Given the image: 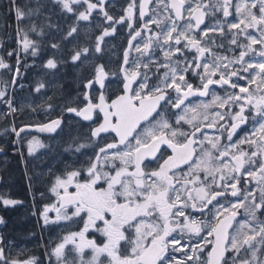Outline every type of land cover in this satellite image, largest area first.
<instances>
[{
	"label": "snow or ice",
	"instance_id": "6c2138e0",
	"mask_svg": "<svg viewBox=\"0 0 264 264\" xmlns=\"http://www.w3.org/2000/svg\"><path fill=\"white\" fill-rule=\"evenodd\" d=\"M51 2L74 18L61 39L75 38L80 22H90L94 12L107 22L91 44L71 49L70 60L90 64L91 76L83 99L64 111L95 125L91 138L114 133L110 142L97 144L86 168L67 166L49 189L56 200L40 211L43 224L78 227L53 247L57 264H105L101 257L106 264H264V0H127L118 17L106 9V0ZM43 7L39 0L35 8L9 0L18 42L32 56L38 45L28 32L43 35V26L32 20ZM207 18L216 23L207 24ZM117 26L129 29V39L113 72L95 61ZM48 27L61 31L58 25ZM209 33L221 40L230 35L228 44L235 47L227 50L233 55L214 52L213 46L225 45ZM133 51L138 56L130 60ZM186 53H192L191 60ZM14 54L19 63L18 53H7ZM60 62L66 61L49 58L44 67L56 69ZM0 69L12 71L3 57ZM15 73L19 76L18 67ZM110 77L119 82L115 88ZM216 85L233 91L225 88L226 95H218ZM44 87L40 82L35 91ZM6 96V88L0 89V101L15 113ZM62 122L61 116L35 127L53 133ZM30 127L11 131L20 137ZM37 146L43 145L35 137L28 141L29 155ZM0 203L21 201L0 195ZM90 232L103 239H90ZM69 250L75 253L71 260ZM10 253V242L0 236V264H37L35 257Z\"/></svg>",
	"mask_w": 264,
	"mask_h": 264
},
{
	"label": "flooded vegetation",
	"instance_id": "af4514ba",
	"mask_svg": "<svg viewBox=\"0 0 264 264\" xmlns=\"http://www.w3.org/2000/svg\"><path fill=\"white\" fill-rule=\"evenodd\" d=\"M17 2L33 8L37 6V0H17ZM39 3L44 4L45 7L41 9V14L33 16L32 20L38 26H43L44 32L43 35L28 32L29 37L38 45V54L32 56L30 51L25 53L18 42L19 37L16 35L17 22L14 12L8 13L7 11L9 0H0V57H3L12 68V71L0 69L1 89L6 88L7 96L5 100L10 99L17 109L15 113L10 114L7 103L0 101V148L3 149V151H0V195L21 201L15 206L8 207L0 203V217L6 223L12 219L24 220L25 222L17 228V231H20L18 236L21 240L16 246L11 247L10 255L17 256L20 253V258L35 257L37 264H57L56 258L51 255L53 247L63 235L68 231L78 230V227L67 224V222H61L60 226H45L43 224L40 211L45 204L54 203L56 200L49 189L55 177L62 175L67 166L86 168L89 158L94 157L95 153L98 152L97 144L103 146L106 141L110 142L111 137L114 136L113 133L105 139L91 138L90 128L95 127V125H90V122L83 121L75 114L64 111L69 104L76 106L83 99L84 83L91 76V65L81 64L80 62L73 63L70 60V52L74 45L91 44L95 36L100 33L101 27H107V22L104 21L102 15H97L94 12L90 22H80L79 33L75 34V38L61 39L67 32L68 27L73 24V16L61 12L59 6L53 5L51 0H39ZM126 3L127 0H106V9L111 15L118 17L122 14V9L126 6ZM47 17H50V19H47ZM24 23L26 26L29 25L27 20ZM206 23L212 25L216 23V20L207 18ZM49 24L58 25L61 31L58 32L55 27H48ZM117 29L113 36L105 38L104 55L95 61V63L105 64L106 69L113 72L119 69L122 62V53L127 47V40L129 39V29L120 26H117ZM25 30H28L27 27H25ZM37 31H39V27ZM209 35L216 40V44L223 43L225 45L224 48L213 46L214 52L229 57L233 55L232 52L227 50L230 47H235L228 44L230 35L223 40L218 34L209 33ZM88 36L92 37V40L87 39ZM145 36H147V33H145ZM240 39L243 40V37ZM52 43H58L60 45L59 49H53L51 47ZM13 50L19 55V63H17L16 54L13 56L7 55L9 51ZM154 52L158 53L155 58L162 61L163 56L162 53H159V49L154 48ZM186 55L191 60L192 53H186ZM137 56L138 54L133 51L130 60ZM49 58L66 62L58 63L56 69H47L44 65ZM89 59L91 60L92 57L90 56ZM207 59L211 62L212 57L207 56ZM17 67L20 69L19 76H16L15 73ZM179 67H183V63ZM153 71H155V68H153ZM163 71L165 69H160V73H163ZM13 79L16 81L15 84L11 83ZM109 79L112 80V87L115 88L119 82L113 77ZM188 79L193 84L199 83L198 79L191 73H189ZM40 82H43L45 87L38 93L35 88ZM241 83L243 84L245 81H241ZM225 88H221L219 85L214 86V90L221 96L226 95ZM232 91V89L227 88L228 93ZM190 99H193V102H199V99H210V97ZM48 105L52 106L51 109L48 108ZM61 116L63 122L61 128L57 129L56 132L42 133L35 130V125L47 123L51 119ZM25 125H31L32 127L22 132L20 137H16L12 133V127L19 130ZM244 127L242 126V128ZM247 128L250 129L251 124L247 125ZM208 132L213 134L214 130L209 129ZM101 135L102 137L105 136V134ZM243 135H245V132L240 131L239 136ZM33 137L39 140L43 146H37L34 153L29 155L28 141L32 140ZM237 138L234 137V139ZM80 144H84L85 147L76 152L75 149ZM150 167H155V165H150ZM193 214L200 218L197 213ZM49 215L54 217L55 213ZM65 224H67L66 227H64ZM22 231H27L28 234ZM89 238L96 239L97 242L103 239L98 233L94 232L89 233ZM43 239L46 241L44 242ZM29 240H34V244L37 245L40 243L42 247H34L29 244ZM70 248L71 246H69ZM6 254H8L7 249ZM74 257V252L67 251L69 260ZM90 257L91 251L85 250V258ZM39 258L42 260H39ZM101 259L105 260L106 264V258L101 257Z\"/></svg>",
	"mask_w": 264,
	"mask_h": 264
},
{
	"label": "trees",
	"instance_id": "16d2710c",
	"mask_svg": "<svg viewBox=\"0 0 264 264\" xmlns=\"http://www.w3.org/2000/svg\"><path fill=\"white\" fill-rule=\"evenodd\" d=\"M12 222V223H11ZM14 222V223H13ZM17 222V223H15ZM23 223H25L23 220H19V219H14V220H8V224H7V229L3 230V237L5 239V241H8V239L13 240L14 242H17L16 240H20V236H18V231L16 228H18L19 226H22ZM18 226V227H17ZM9 227V228H8ZM13 227V228H12ZM9 230V231H8ZM11 232V234H10ZM15 233V234H14ZM25 233V232H23ZM14 236L12 238L11 236ZM8 236V237H7ZM11 237V238H10Z\"/></svg>",
	"mask_w": 264,
	"mask_h": 264
},
{
	"label": "bare ground",
	"instance_id": "6f19581e",
	"mask_svg": "<svg viewBox=\"0 0 264 264\" xmlns=\"http://www.w3.org/2000/svg\"><path fill=\"white\" fill-rule=\"evenodd\" d=\"M5 2H6V1H5ZM2 4H3V3H2ZM2 4H1V5H2ZM8 13H9V12H8ZM2 15H3V14H2ZM2 18H3V17H2ZM8 39H9V38H8ZM7 48H8V46H7ZM8 49H9V48H8ZM3 50H4V49H3ZM2 213H3V212H2ZM5 216H6V215H5ZM9 217H10V216H9ZM10 218H11V217H10ZM5 220H6V218H5ZM12 220H14V219H12ZM23 221H24V220H23ZM11 223H12V222H11ZM13 223H14V222H13ZM15 223H17V222H15ZM29 224H30V223H29ZM17 227H18V226H17ZM20 227H21V226H20ZM8 228H9V227H8ZM12 228H13V227H12ZM24 228H25V226H24ZM29 228H30V227H29ZM16 229H17V228H16ZM17 230H18V229H17ZM27 230H28V229H27ZM8 231H9V230H8ZM19 232H20V231H19ZM19 232H18V233H19ZM22 232H23V231H22ZM25 233H27V231H26ZM10 234H11V232H10ZM14 234H15V233H14ZM27 234H28V233H27ZM31 234H32V233H31ZM22 235H23V234H22ZM38 235H39V234H38ZM10 236H11V235H10ZM29 236H30V235H29ZM35 236H36V235H35ZM42 236H43V235H42ZM7 237H8V236H7ZM11 237L13 238L14 236H11ZM11 237H10V238H11ZM33 237H34V236H33ZM22 238H23V237H22ZM14 239H15V237H14ZM28 239H29V238H28ZM20 240H21V239H20ZM23 240H24V238H23ZM35 240H36V239H35ZM39 241H40V240H39ZM43 241H44V239H43ZM45 241H46V240H45ZM45 241H44V242H45ZM41 243H42V242H41ZM19 244H20V243H19ZM19 246H21V245H19ZM19 246H18V247H19ZM24 247H25V246H24ZM14 249H15V248H14ZM13 251H14V250H13ZM15 251H16V250H15ZM41 251H42V250H41ZM35 252H36V251H35ZM36 253H37V252H36ZM36 253H35V254H36ZM19 254H20V253H19ZM38 254H39V253H38ZM41 254H43V253H41ZM36 255H37V254H36ZM38 256H39V255H38ZM42 256H43V255H42ZM40 258H41V257H40ZM40 258H39V260H42V259H40ZM37 260H38V259H37ZM37 263H38V262H37Z\"/></svg>",
	"mask_w": 264,
	"mask_h": 264
},
{
	"label": "water",
	"instance_id": "95a60500",
	"mask_svg": "<svg viewBox=\"0 0 264 264\" xmlns=\"http://www.w3.org/2000/svg\"><path fill=\"white\" fill-rule=\"evenodd\" d=\"M35 130H37V129L35 128Z\"/></svg>",
	"mask_w": 264,
	"mask_h": 264
}]
</instances>
